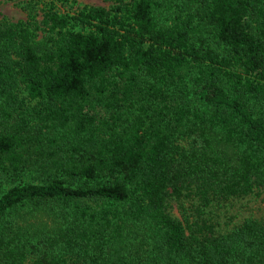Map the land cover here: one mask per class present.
Returning <instances> with one entry per match:
<instances>
[{
	"label": "trees",
	"instance_id": "1",
	"mask_svg": "<svg viewBox=\"0 0 264 264\" xmlns=\"http://www.w3.org/2000/svg\"><path fill=\"white\" fill-rule=\"evenodd\" d=\"M111 1L0 20V264H264L168 206L264 202V0Z\"/></svg>",
	"mask_w": 264,
	"mask_h": 264
},
{
	"label": "rangeland",
	"instance_id": "2",
	"mask_svg": "<svg viewBox=\"0 0 264 264\" xmlns=\"http://www.w3.org/2000/svg\"><path fill=\"white\" fill-rule=\"evenodd\" d=\"M49 3H54L55 10L62 14L73 13L85 6L110 9L113 4L111 0H0V20L5 18L13 22L25 21L30 9H34L41 18L43 9ZM37 180L38 173L35 168L26 170L18 179L3 177L0 181V195L14 185L22 182L36 183ZM168 206L171 214L179 220L184 221L185 218H189L191 222H196L200 219L213 224L215 231L226 232L256 213L259 207H264V202L255 197L232 198L225 202H212L208 207L203 208L197 195L184 190L181 197L170 198ZM16 217L29 221L31 227H37V221L33 219L29 210L23 211Z\"/></svg>",
	"mask_w": 264,
	"mask_h": 264
}]
</instances>
